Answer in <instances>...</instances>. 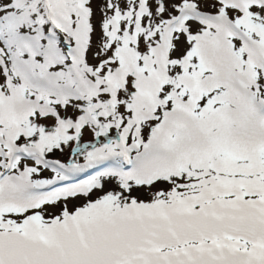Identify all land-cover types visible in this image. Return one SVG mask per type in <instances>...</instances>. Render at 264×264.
I'll return each mask as SVG.
<instances>
[{
	"label": "snow or ice",
	"instance_id": "1",
	"mask_svg": "<svg viewBox=\"0 0 264 264\" xmlns=\"http://www.w3.org/2000/svg\"><path fill=\"white\" fill-rule=\"evenodd\" d=\"M0 264H264V0H0Z\"/></svg>",
	"mask_w": 264,
	"mask_h": 264
}]
</instances>
